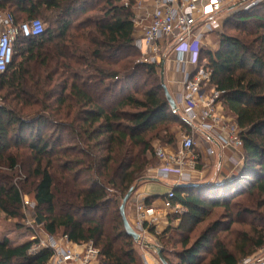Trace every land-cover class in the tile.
Instances as JSON below:
<instances>
[{"label": "trees", "instance_id": "1", "mask_svg": "<svg viewBox=\"0 0 264 264\" xmlns=\"http://www.w3.org/2000/svg\"><path fill=\"white\" fill-rule=\"evenodd\" d=\"M135 5L136 0H0V11L15 7L18 14L26 16V20H20L11 13L17 22L36 19L35 16L45 11L54 15L58 25L55 29H45L38 38H19L12 65L0 75V90H7L8 96L16 99L31 97L28 84L35 76L28 65L39 63L41 68H46V77L43 80L38 75L33 98L42 95L56 100L58 116L71 99L84 109L79 115L83 116L84 125L92 129L89 136L99 132L100 139H106L100 142V148L104 147L106 152L100 160L91 162V155L84 153L86 161L72 162L62 144L63 137L58 134L70 129L79 135L72 124L59 126L54 116L27 121L21 111L0 107V167L5 163L11 171L19 167L18 158L10 153L12 150L23 148L29 152V177L33 179L37 219L46 233L68 236L75 244L92 242L100 251L102 264H140L136 243L125 231L120 209L128 193L144 182L147 169L158 165L156 149L148 135L166 122H179L183 131L190 132V127L167 100L159 68L141 62L134 39ZM97 6L98 16L74 23V16L86 15L87 9L95 10ZM263 15L264 3L235 12L225 26L255 20L261 23L258 31H264ZM207 58L212 71L211 86L221 93L220 101L242 130L245 157L241 172L232 181L215 183V188L176 189L174 202L181 204L185 212L173 218L180 220L178 228H170L160 238L170 246L172 240L165 239L173 232L183 250L177 253L175 263L166 257L164 248L162 255L168 264L199 263L200 254L212 240L205 234L187 248L189 238L184 235L200 225L214 208L229 209L237 205L228 198L250 197L257 206L264 207V33L251 45L223 34L220 49L215 54L208 53ZM17 59H21L18 64ZM56 76L65 79L60 96L56 88L38 90L41 83H52ZM142 92L139 99L137 95ZM37 103L41 104L42 112H50L51 106L39 100ZM125 108L132 112L124 111ZM65 117L70 118V113ZM96 125L99 127L93 130ZM49 126L57 128L51 135L47 132ZM168 133L169 130H164V137L157 134V139L165 145L175 143L176 136L169 138ZM85 165L87 170H80ZM83 175L90 177L88 184L81 181ZM21 208V189L0 176V211L16 219ZM243 214L240 210L237 218ZM230 217L234 218L233 214ZM217 229L218 226L214 228ZM253 231L255 249L264 247V227L254 226ZM38 242L15 245L3 240L0 264H47L52 256L49 250L31 253ZM214 251L209 264L239 263L235 252L220 242L215 244ZM247 255L243 253V257Z\"/></svg>", "mask_w": 264, "mask_h": 264}, {"label": "built area", "instance_id": "2", "mask_svg": "<svg viewBox=\"0 0 264 264\" xmlns=\"http://www.w3.org/2000/svg\"><path fill=\"white\" fill-rule=\"evenodd\" d=\"M263 3L264 0H156L147 18L134 19L135 31H142L135 39V46L142 56L141 62L160 68L168 56L175 53L178 70L183 75L182 90L173 98L177 113L190 127L191 133L182 135L179 154L169 155L164 149L156 151L163 166L157 170L155 178L168 180L171 176L178 177L177 185L164 201L165 209L175 214L184 213L174 202L176 189L189 181L190 173L187 171H196L199 157L195 151L200 137L208 144L217 143L222 149H242L244 144L242 130L237 123L222 118L218 109L221 93L211 86L212 71L202 65L207 38L218 33L235 12L248 11ZM44 31V23L39 19L17 22L13 14L0 13V75L12 65L19 38H38ZM209 88L212 90L209 91ZM208 154L214 155V151L209 149ZM237 170L239 174L242 166H238ZM136 212L135 230L141 236L140 244L144 246L160 220L157 210L143 201L136 203ZM37 240L39 242L31 253L49 250L52 256L47 264H100V251L92 242L75 244L68 236L47 233L43 239ZM144 264L151 263L145 259ZM243 264H264V257L257 261L249 258Z\"/></svg>", "mask_w": 264, "mask_h": 264}, {"label": "rangeland", "instance_id": "3", "mask_svg": "<svg viewBox=\"0 0 264 264\" xmlns=\"http://www.w3.org/2000/svg\"><path fill=\"white\" fill-rule=\"evenodd\" d=\"M139 1L140 0H136V5L133 8L134 11L137 7L141 5ZM99 8H100L99 6H97L95 10H90L89 8L87 9L89 12L86 15L79 14L74 16L73 17L74 23L77 24L78 22H81L87 17L98 16ZM1 12L14 13L20 20L27 19L26 16L22 14H18L15 7L8 6L5 10H1L0 13ZM262 17L261 18L264 19V15ZM34 18L41 20L44 23L45 29H50V28L55 29L58 26L55 23L54 15L50 12L42 11L39 15L35 16ZM226 22L224 23L222 29L218 33L213 34L211 40L206 42L201 61H202V65H205L207 68H209L208 66L209 61L207 58L208 53L215 54L220 49V43L223 34L229 37L240 39L241 41L251 45L253 42H255L257 37H260L264 33L263 30L258 31L257 27L261 25V23L255 20L248 21L247 23L244 24L235 23V24H228L227 26H225ZM255 48H257L256 45ZM19 62H21V59H17L16 64H18ZM28 67L32 69V72L34 73L35 76L34 80H31L28 84V91L31 93L32 96L31 97L29 95L23 96L20 98L21 99L20 100V99H16L13 95L8 96L7 90H0V107L9 108V109L11 108L16 110L17 112L21 111V114L23 115V117H25L27 121H32L39 116H45V117L54 116L55 124L58 123L59 126L61 124H70V125L72 124L74 128L79 130L80 132L79 135H76L70 129H68L65 132L62 131L58 132V134L61 135V137H63L62 144L67 148L68 150L67 154L68 156H70L68 158L72 162H80L81 160L86 161V156H84V153H89L91 155V157L89 158L91 162L97 159L100 160V156H105L106 155L105 149L104 147L100 148V142H104L106 141V139L103 138L100 139L99 132H96L91 136H89V132L92 129L84 125L83 116L79 115L80 112L81 111L83 112L84 110L82 106H77V104L74 101L68 99L66 105L63 107V109L65 110L62 109L63 111L61 115L58 116V112H57L58 108L56 106L57 105L56 100L45 99L42 95H38L36 99L33 98V96H35L36 93L35 91H36L37 80H39L38 75L41 76L42 79L44 80V78L46 77V68L44 67L41 68L39 63H33L31 65H28ZM161 72L162 70L160 67L159 77L161 78L162 81ZM59 73L62 74V71H59ZM64 83H65V79L61 78L60 76H56L53 78L52 83H47V81H45L43 84L41 83V87L38 90H44L46 89V87H48L47 90L49 91L52 90L53 88H56V92H57L56 94L60 96ZM70 84L71 81L68 82V86H70ZM143 84L144 83H141L140 86H143ZM145 90H147V88H145L144 91ZM69 91L70 90L68 89V93ZM143 92L137 95L139 99H142ZM37 100H39L42 103H46V105L51 106L50 112L48 113L42 112V108L40 106L41 104L40 103L36 104ZM30 104H34V105L30 106ZM70 107L71 109H69ZM124 111L132 112L131 109L129 108H125ZM67 112L70 113V118L65 117ZM98 127L99 125H96L93 128V130L97 129ZM55 130H57V128L55 129V127L53 126L47 127V132L50 135ZM164 130H169L168 133L169 138L172 135L176 136L177 138L180 136V134L184 133L183 129L179 125V122L177 123L166 122L165 124L159 126L155 131L151 132L148 135V139L152 140L151 144L153 147H155L156 145L165 146L163 142H160V140L157 139V134H161V136L164 137ZM57 135L55 136V138L57 137ZM93 135L96 136L98 139L95 137L96 140H92ZM167 145L171 146L172 143ZM138 151H139L138 149L135 150L136 153ZM10 153L18 158L19 167L11 171V169L9 168V164L5 163L0 167V176H5L10 181H12L13 184L18 186L19 189H21V192L23 193V208H21L20 210V217L16 219L8 217L3 212L0 211V242H2L5 239H8L11 242H13V244L15 245H21L26 241H35L39 238L43 239L46 235V231L44 229V226L41 225V223L37 219L36 203L34 200V193H33L34 191L33 179L29 177V167H30L29 166L30 163H28L29 152H27L22 148L19 150H12ZM156 160L158 162L157 156H156ZM199 165L200 163L197 164L196 170H199L198 168L201 167ZM87 167L88 166L85 165L84 167H81L80 170H87ZM154 168L155 166H150L147 169V171L143 175L144 181L148 177V175L150 174L152 175V173L149 172H151ZM56 177L62 179L61 174H57ZM81 181L86 182L88 184L89 183L88 181H90V177L88 175H83ZM215 183L216 182H214L212 185L210 184L207 187L210 188V186H212L215 188L214 186ZM228 201L235 202L237 205H231L229 209H225L224 207L214 208L200 225L195 227L188 235H184V238L185 236L189 238L187 248L192 247L205 234H207V237L210 238V240H212L208 244V248L202 251V253L200 254V259L198 264L210 263L212 253L215 252L214 247L217 242L223 244L231 252H235V254L239 258L238 264H243V261L249 258L255 259V261H257L258 259L264 257V247L255 249L254 245L256 242V234L253 231L254 226L255 228H257L258 226L264 227V221H262L264 220V207L257 206V202L254 200V198H250V197L239 198L238 196L235 198V196H233L232 199L228 198ZM27 203L29 205H27ZM235 203H231V204H235ZM240 210H243L244 214L242 215V217L237 218V215ZM247 212H251V213H247ZM230 214H233L234 218L232 217L229 218ZM97 216L100 217V213ZM29 223H31L32 225H29ZM178 224L179 223L177 222H173L161 234L159 233V235H156L155 233H153L151 234L152 237L147 239L148 244L157 246L161 250L165 248L166 257H168L169 260L175 263L177 262V258H176L177 253L183 250V246L180 243H178V241L180 242V240L176 237V234L170 232L169 233L170 237L165 240L171 239L172 243H170L171 244L170 246H167L165 244L166 242L162 241L160 236L163 237V233L167 232L170 228L172 229L178 228ZM216 226H218V229L214 230ZM58 236H61V234H59ZM244 236H248L253 241H248L247 239H245ZM135 247L137 254L140 258V264H144L145 259H147L151 264H161L155 250L148 247H144L140 243L136 244ZM243 253L249 255L243 257Z\"/></svg>", "mask_w": 264, "mask_h": 264}, {"label": "crops", "instance_id": "4", "mask_svg": "<svg viewBox=\"0 0 264 264\" xmlns=\"http://www.w3.org/2000/svg\"><path fill=\"white\" fill-rule=\"evenodd\" d=\"M139 3L141 5L135 9L134 14L136 16V19L144 20L145 18H147V15L153 11L156 0H140ZM141 34V30H136L134 39H137ZM211 37H213V34L208 36L207 42L211 40ZM163 69L166 86L173 96L175 95V93L182 90L181 83L183 80L182 72L178 70L179 68L177 64V55L175 53H171L168 56L166 62L161 67V70ZM208 90L211 91L212 89L209 88ZM218 109L223 119L236 122L235 117L226 111L222 102L218 106ZM183 132L184 133L180 134V136L178 135L179 137L176 138V142L172 144L174 145L177 143L176 145H156L154 148L156 149V151L159 149H164V151L169 155L179 154L181 152V137L183 134H190L191 130L190 132H187L186 130H184ZM209 149L214 151V155L210 156L208 154ZM195 153L199 157L198 164L200 163L199 166L201 167L198 168L199 170H196L194 172L187 171L188 173H190L189 181H185L182 186L190 185L203 187L209 186L214 182L222 185L228 181H232L238 175L237 167L243 166L245 157L244 151L242 149H222L217 143L213 142L208 144L201 137L198 141V147L196 148ZM162 166L163 164L159 161L158 166L155 167L151 172H149L152 173V175H148L145 181L138 186L135 194L132 196L130 202L126 207L127 219L134 229H136L137 227L138 219L136 212V203L138 201H143L149 207L155 208L160 220L158 226L156 227V229H154L153 232L156 235L164 232V230L173 222H177L180 224V220H175L173 218L175 215H182L175 214L172 211L165 209L164 207L165 198L167 194L174 189L175 185H177L178 177L171 176L168 180H160L158 178H155L157 170ZM179 205L185 212V208H183L181 204ZM100 264H102L101 260Z\"/></svg>", "mask_w": 264, "mask_h": 264}, {"label": "water", "instance_id": "5", "mask_svg": "<svg viewBox=\"0 0 264 264\" xmlns=\"http://www.w3.org/2000/svg\"><path fill=\"white\" fill-rule=\"evenodd\" d=\"M161 75H162V86L164 88L167 100H168L172 110L177 113V106H176V103L174 101V98H173L172 94L170 93V91L168 90V88L166 86V83H165L164 69L162 70ZM180 187H191V186L190 185H183V186H180ZM136 190L137 189H132L128 193V195L123 200V203L121 205V209L120 210H121V215H122V218H123L124 227H125V231H126L127 235L129 237H131L136 244H139L141 242V236L131 226V224L129 223V221L127 219V216H126V207H127L128 203L130 202L132 196L135 194ZM144 246L148 247V248H151V249L156 251L158 259H159L161 264H168L167 261L164 259L163 255H162V250L159 247L150 245L148 243H145Z\"/></svg>", "mask_w": 264, "mask_h": 264}]
</instances>
